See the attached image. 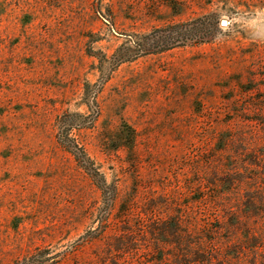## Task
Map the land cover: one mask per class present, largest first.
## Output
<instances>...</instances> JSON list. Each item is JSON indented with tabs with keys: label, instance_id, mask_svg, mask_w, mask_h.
<instances>
[{
	"label": "rangeland",
	"instance_id": "1",
	"mask_svg": "<svg viewBox=\"0 0 264 264\" xmlns=\"http://www.w3.org/2000/svg\"><path fill=\"white\" fill-rule=\"evenodd\" d=\"M174 218L264 264V0H0V264H169Z\"/></svg>",
	"mask_w": 264,
	"mask_h": 264
},
{
	"label": "trees",
	"instance_id": "2",
	"mask_svg": "<svg viewBox=\"0 0 264 264\" xmlns=\"http://www.w3.org/2000/svg\"><path fill=\"white\" fill-rule=\"evenodd\" d=\"M246 220L248 218H245ZM158 226H150L148 230L140 229V237H154L158 242L157 248L153 250L155 254H161V263L169 264H214V255L207 250L210 242L202 239L201 243H190L188 238L192 234L179 229L183 226L182 218H174L171 221L158 222ZM129 228L121 237L120 244L116 251L121 253H129L135 251L133 246L134 236L137 232ZM135 241V239H134ZM212 244V243H211ZM214 244V242H213Z\"/></svg>",
	"mask_w": 264,
	"mask_h": 264
},
{
	"label": "water",
	"instance_id": "3",
	"mask_svg": "<svg viewBox=\"0 0 264 264\" xmlns=\"http://www.w3.org/2000/svg\"><path fill=\"white\" fill-rule=\"evenodd\" d=\"M223 25H227V23L226 22H223Z\"/></svg>",
	"mask_w": 264,
	"mask_h": 264
}]
</instances>
